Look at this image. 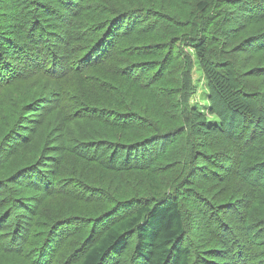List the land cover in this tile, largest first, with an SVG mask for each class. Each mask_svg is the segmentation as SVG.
I'll return each mask as SVG.
<instances>
[{
    "label": "trees",
    "instance_id": "16d2710c",
    "mask_svg": "<svg viewBox=\"0 0 264 264\" xmlns=\"http://www.w3.org/2000/svg\"><path fill=\"white\" fill-rule=\"evenodd\" d=\"M254 24L264 0H0V235L15 216L25 243L39 198L70 195L28 262L264 264Z\"/></svg>",
    "mask_w": 264,
    "mask_h": 264
},
{
    "label": "rangeland",
    "instance_id": "374dc122",
    "mask_svg": "<svg viewBox=\"0 0 264 264\" xmlns=\"http://www.w3.org/2000/svg\"><path fill=\"white\" fill-rule=\"evenodd\" d=\"M40 1L45 2V1H49V0H40ZM226 9H228V8L226 7ZM263 28H264V25L254 24V26L250 28L251 29L250 31L252 33L258 34ZM188 51H191L193 53V50L191 48H189ZM192 80L194 83V87H193V94L190 96V99H189V104L191 106L197 107L200 110V112H202V114L204 115V117L208 121H210L211 123H214L216 120V115L210 112V109H209L210 108V102L207 99V89H206L205 81L203 78L202 71L199 68V66L197 65V63H195L193 66ZM171 151H172V153H174V148H171ZM164 161H163V163H164ZM12 171L13 170L6 169L5 175L2 178L7 179L8 176L11 175ZM0 175H1V173H0ZM50 178H51V175H47L46 181H50L49 180ZM26 179H28V178H26ZM22 183H24V185L27 184L26 182H22ZM18 184L20 186L19 182H18ZM13 185L14 186L12 188V186L9 184L8 185L9 189H15V188L19 189L20 188L16 184H13ZM25 187H28V186H25ZM28 189H33V188L28 187ZM33 190H34L33 193L37 194L36 196H39V194H41V192H38L37 189H33ZM57 190H61V189L58 188ZM25 193L30 194L31 190L27 191ZM66 193H68V194L72 193L73 194L72 191L71 192L67 191ZM68 196H70V195H68ZM68 196H66V195L60 196L58 194H51V193L44 195L43 198H41L39 196L40 197L39 198L40 203L38 204V208L36 209V211L39 210V214L31 218V220L29 222L30 225L27 228H26V226H24L23 229H20V231L23 235L22 242L25 240H26V242L18 245L17 246L18 248L12 247V245L15 246L17 244V242L13 241V243H12L10 241L11 235H17V234L19 235L18 228L15 229V227H17L16 217L14 216L15 217L14 218L13 216H11V218L8 219L9 221H7V225L4 227L5 229L1 230L3 232L0 235V237L4 239L2 241V243L5 246L9 243L10 247H9V250L7 252L0 249V264H32V263L28 262L25 259V257H23L20 254L25 255L28 252L33 253V251L31 250L32 248L36 247L37 245L43 244V242L45 241V239H44L45 233H46L45 230L49 224L48 221H52L53 219H55V217H57V215H59V214L62 215L65 211H67V209H68V206H67ZM17 213L19 214L22 212H17ZM24 215H25V213H24ZM19 225H21V224H19ZM44 226H45V228H44ZM3 233H7V234H3ZM24 238H25V240H24ZM18 242L20 243L21 241H18ZM68 250H69L68 246L65 244L63 249L61 250L60 254L66 253ZM61 258H63V254L61 255ZM37 260H40V259H37ZM68 264H71V263H68ZM237 264H240V261H238Z\"/></svg>",
    "mask_w": 264,
    "mask_h": 264
},
{
    "label": "bare ground",
    "instance_id": "6f19581e",
    "mask_svg": "<svg viewBox=\"0 0 264 264\" xmlns=\"http://www.w3.org/2000/svg\"><path fill=\"white\" fill-rule=\"evenodd\" d=\"M120 30V29H119ZM112 33V32H111ZM91 64V63H90ZM84 67V66H83ZM116 160H118V159H116ZM117 164V163H116ZM150 168V167H149ZM156 168V167H155Z\"/></svg>",
    "mask_w": 264,
    "mask_h": 264
}]
</instances>
